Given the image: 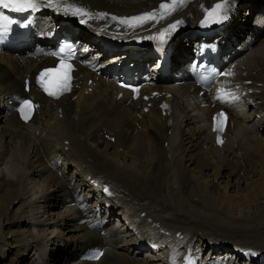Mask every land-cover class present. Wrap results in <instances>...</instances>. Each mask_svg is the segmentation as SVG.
Segmentation results:
<instances>
[{
	"label": "bare ground",
	"instance_id": "obj_1",
	"mask_svg": "<svg viewBox=\"0 0 264 264\" xmlns=\"http://www.w3.org/2000/svg\"><path fill=\"white\" fill-rule=\"evenodd\" d=\"M159 1L63 0L57 11L39 15L40 37L44 35L46 42L57 36L68 26V15L75 8L83 16L101 11L122 18L155 7ZM213 1L187 0L170 15L171 20L182 17L173 32L185 35L175 38L171 47L166 44L174 72L190 59V48L198 41L193 36L196 25ZM228 2L231 12L238 14L227 27L226 41L236 34L237 45L247 44L237 59L248 66L247 78L257 77L264 84V21L263 28H257L250 15L256 9L264 11V0ZM104 26L114 32L106 21ZM78 38L89 41L90 35L82 32ZM120 54L101 65L104 75L98 79L83 69L87 75L81 87L69 98L53 101L36 89L24 91V77L36 66L35 59L0 53V264H178L174 254L185 253L189 243L195 242L211 258L220 256L206 264H250L230 247L264 249V104L252 106L247 114L233 113L229 140L219 147L209 122L215 108H200L191 101L197 91L190 81L177 85L168 74L152 88L173 94L168 98L173 114L170 125L158 103L146 113L140 102L129 103V96L118 100L113 74L125 72L126 67L150 70L162 58L147 49ZM161 62L155 66L159 77ZM89 79L94 83L89 85ZM15 93L32 94L42 102L41 112L28 124L8 109L6 96L13 99ZM257 113L262 116L256 120ZM107 134L116 136L115 142ZM103 182L114 184L119 200L104 197ZM153 206H159L162 215ZM142 212L158 218L173 233L185 232V240L177 243L157 236L141 242L129 229L113 226L111 237L97 233L94 218L99 215L109 226L115 216L140 223ZM85 217L88 222L80 224ZM142 236H146L143 229ZM214 239L225 242L228 249L217 250L211 245ZM96 245L106 248L99 261L81 257ZM146 246L151 250L143 255L140 249L147 252Z\"/></svg>",
	"mask_w": 264,
	"mask_h": 264
},
{
	"label": "snow or ice",
	"instance_id": "obj_2",
	"mask_svg": "<svg viewBox=\"0 0 264 264\" xmlns=\"http://www.w3.org/2000/svg\"><path fill=\"white\" fill-rule=\"evenodd\" d=\"M26 3H27L28 7H32V8L35 7V4L32 2V0H26ZM10 5L13 7V10H16V11L25 10V6H24L23 3L20 2V0H7V2H5V0H0V6H3V7L7 8V7H10ZM161 7H164V5H162ZM221 7H222V5H220V4L216 5V9H220ZM145 15L147 16V15H150V14H145ZM144 19H145L144 16L132 17V18H124L122 20V23L129 24L130 21H144ZM224 19H227L226 15L225 16H221L217 22H220V21H222ZM130 26H135V25H130ZM160 39L161 40L164 39L163 33L160 34ZM64 88H65V90H67V81L66 80L64 82ZM45 91H47L49 95H55V93L50 91L48 88H45ZM238 99H239L238 96L234 95L232 97V101H235V100H238ZM25 107L31 108L30 102L23 101V107L20 109L21 112H23Z\"/></svg>",
	"mask_w": 264,
	"mask_h": 264
},
{
	"label": "rangeland",
	"instance_id": "obj_3",
	"mask_svg": "<svg viewBox=\"0 0 264 264\" xmlns=\"http://www.w3.org/2000/svg\"><path fill=\"white\" fill-rule=\"evenodd\" d=\"M18 206H19V204L18 205H15V208H18ZM239 214H241V213H238L237 215H239Z\"/></svg>",
	"mask_w": 264,
	"mask_h": 264
}]
</instances>
